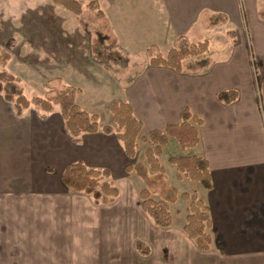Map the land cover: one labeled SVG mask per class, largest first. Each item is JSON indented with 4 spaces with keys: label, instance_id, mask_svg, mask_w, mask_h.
I'll list each match as a JSON object with an SVG mask.
<instances>
[{
    "label": "crops",
    "instance_id": "0c3cea01",
    "mask_svg": "<svg viewBox=\"0 0 264 264\" xmlns=\"http://www.w3.org/2000/svg\"><path fill=\"white\" fill-rule=\"evenodd\" d=\"M139 1L112 0L107 9L116 6L124 13L119 30L133 23L131 14L136 13L147 34L146 51L155 45L166 55L181 36L204 41V35L217 29L211 23L214 15H222L220 28L233 33L221 56L209 52L199 68L187 66L193 58L185 61L182 72L148 63L124 88L123 101L141 121L144 135L180 124L185 109L202 120L198 145L182 155L204 158L210 165L213 187L197 191L210 209V251H199L173 218L172 227L154 228V246L157 231H167L159 243L161 257L150 253L128 261L126 219L112 217L108 210L116 198L108 202L74 193L62 179L67 166L76 162L122 178L131 160L116 135L100 130L73 138L59 110L16 117L3 99L0 264H112V250L122 256V264H264V0H145L146 7L152 5L146 16L137 11ZM230 90L237 92L236 101L221 102L218 94ZM173 173L171 184L184 192L194 188ZM98 206L104 208L95 210ZM112 219L119 228L110 229Z\"/></svg>",
    "mask_w": 264,
    "mask_h": 264
},
{
    "label": "rangeland",
    "instance_id": "374dc122",
    "mask_svg": "<svg viewBox=\"0 0 264 264\" xmlns=\"http://www.w3.org/2000/svg\"><path fill=\"white\" fill-rule=\"evenodd\" d=\"M78 1L84 10L80 17L54 4L51 0H0V48L11 55L7 69L20 78L28 98L44 97L47 92L59 86H74L81 90L77 98L78 105L90 114H97L101 127L115 128L110 111L112 104L123 101L124 88L149 63L144 43L147 34L142 28L143 25L138 24L136 13L131 14L135 21L133 23L128 21V25L119 30L118 20L120 16H124V13L116 6L112 10L107 9L108 3L112 0H96L97 7L94 9L89 8L88 4L91 0ZM146 3L145 0H140L137 4V11L141 16H146L152 11V5H148L149 8L146 9ZM100 10L106 17L110 15L113 18L115 35L121 37L120 44H114L112 37L104 31L102 20L97 15ZM223 22L222 15L212 16L211 23L216 25L217 29L201 38L205 37L204 41L209 42L210 55L214 58L221 56L226 43H231V36H233V33H228V27L220 28ZM197 30H200V27H196ZM193 39L198 41L199 38ZM205 56L207 55L190 58L191 61L187 63V66L199 68L208 60ZM0 100H3L2 95ZM8 110L9 112L14 110L12 104H8ZM56 110L59 108L56 107L54 112ZM35 113L44 115L35 107L27 109L23 115H35ZM148 148L147 144L139 142L138 156L143 155ZM180 155L182 152L178 143L170 138L168 144L163 147L160 158L166 169L169 183H172L169 175L176 172L175 169L172 171L174 166L170 164L169 159ZM137 162L139 159L132 160L131 164L134 165ZM122 175L123 177L120 178L118 175L110 177L108 174L106 180L114 185L117 183L116 187L121 194V197L115 199L114 204L108 206V210L112 217L126 219V259L130 261L144 256L136 251L135 242L138 240H143L146 247L150 249L152 257L156 255L161 257L164 248L160 247L159 243L165 238L167 231H157L160 237H157L154 246L156 226L141 211L139 205V191L145 188V184L134 174L124 172ZM191 184L194 188L188 191L185 187V190L188 193L198 191L200 186ZM177 189L180 194L184 193L183 187H177ZM78 198L87 201L82 196ZM89 198L91 200V197H88V200ZM126 200L128 202L124 203ZM95 202L101 203L99 200ZM178 202L170 209L175 226L182 228L187 216V203L182 200ZM95 208V210H102L104 207ZM112 222L110 229L113 230L117 226L119 228L117 219L116 221L112 219ZM145 240H149L152 245ZM118 254L119 252L112 250L110 255L112 264L123 263L122 256L119 257ZM163 261V264L166 263L165 260Z\"/></svg>",
    "mask_w": 264,
    "mask_h": 264
},
{
    "label": "trees",
    "instance_id": "16d2710c",
    "mask_svg": "<svg viewBox=\"0 0 264 264\" xmlns=\"http://www.w3.org/2000/svg\"><path fill=\"white\" fill-rule=\"evenodd\" d=\"M51 1L77 17L84 12L78 0ZM88 5L89 8H96V0H91ZM260 14L264 18V9ZM97 15L102 20L104 31L112 37V42L117 44L118 39L106 15L101 10ZM209 52L208 41L190 42L184 36L176 39L166 55L155 45L147 48L149 65L171 68L177 72L183 71L186 60L207 55ZM10 59L11 55L0 48V95L8 104L13 105L17 117H21L31 107L42 111L43 114H50L58 107L66 130L73 138L82 134L97 133L100 130L108 135L115 134L128 159L131 161L139 159L134 165L128 164L126 172L134 174L145 184V188L139 191L140 205L144 214L155 226L170 228L173 226L170 206L179 200L186 202L184 233L199 251H210L213 244V224L209 207L196 190L192 193L180 194L177 187L169 183L166 169L160 161L163 147L168 144L170 138L178 143L182 154L198 145L200 141L198 127L202 125L200 118L192 115L189 109H185L181 114L180 124L170 125L163 130H155L144 135L143 125L134 115L131 105L127 101H122L113 103L110 108L116 127H101L97 114H90L78 105L77 98L81 90L74 86H59L47 92L44 97L28 98L20 78L7 69ZM237 98L238 94L233 90L218 94V99L225 104H231ZM139 142L149 146L140 157ZM169 162L175 167L178 181H188L204 189H212L210 165L204 158L180 155L171 157ZM108 174L107 170L91 168L82 162H76L67 166L62 179L64 185L74 193L101 196L104 201L111 202L120 193L116 185L106 180ZM136 249L141 255H150V249L143 241L136 242Z\"/></svg>",
    "mask_w": 264,
    "mask_h": 264
}]
</instances>
